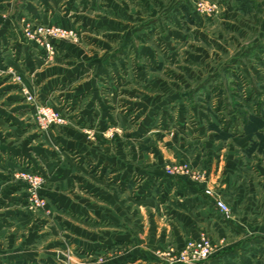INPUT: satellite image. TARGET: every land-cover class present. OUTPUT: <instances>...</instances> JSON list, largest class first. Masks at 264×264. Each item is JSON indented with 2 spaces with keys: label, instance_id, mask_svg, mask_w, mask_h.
Listing matches in <instances>:
<instances>
[{
  "label": "crops",
  "instance_id": "obj_1",
  "mask_svg": "<svg viewBox=\"0 0 264 264\" xmlns=\"http://www.w3.org/2000/svg\"><path fill=\"white\" fill-rule=\"evenodd\" d=\"M82 1L0 0V68L12 67L20 88L68 123L38 132L34 105L0 83V264H57L59 244L109 255L88 264H166L155 251L201 232L215 250L199 264H264V0H217L219 41L193 0H167L166 9L165 0H104L109 14L100 17L88 8L79 15ZM24 21L82 32L108 25L107 39L57 41L46 60L42 46L25 41ZM164 21L172 27L165 51L177 61L170 65L148 43L162 40L148 37L149 24ZM189 32L229 54L205 80L212 51L184 52ZM217 79L225 89L218 100L206 91ZM182 162L204 171L205 182L166 175V165ZM23 167L45 176L49 218L26 211L24 185L11 177ZM205 189L220 195L229 218Z\"/></svg>",
  "mask_w": 264,
  "mask_h": 264
},
{
  "label": "built area",
  "instance_id": "obj_2",
  "mask_svg": "<svg viewBox=\"0 0 264 264\" xmlns=\"http://www.w3.org/2000/svg\"><path fill=\"white\" fill-rule=\"evenodd\" d=\"M194 2L195 12L202 17L215 18L220 13V5L215 1L195 0ZM29 22H23V37L27 42L37 43L42 46L47 60H50L54 55V41L64 40L77 42L79 39L78 34L70 28H63L57 25H31ZM3 81L10 82L21 89L22 77L12 67L0 68V83ZM21 92L26 95V100L32 103L36 109L34 125L38 131L45 132L49 129H58L67 124V118L58 109L47 105H37L33 97L28 95L24 89H21ZM164 171L168 176L187 178L197 184H203L205 182L206 176L204 171L192 168L187 162L168 164L165 166ZM16 176L25 183L27 208L30 210L44 209L46 203L41 196L40 190L45 177L28 170L17 171ZM204 193L212 199L219 213L225 218H229L231 211L221 199L220 195L208 189H205ZM213 253L214 247L212 243L203 234L198 238L189 239L179 252L170 250L165 254H161L160 257H166V259H162L168 264H197L208 260Z\"/></svg>",
  "mask_w": 264,
  "mask_h": 264
},
{
  "label": "rangeland",
  "instance_id": "obj_3",
  "mask_svg": "<svg viewBox=\"0 0 264 264\" xmlns=\"http://www.w3.org/2000/svg\"><path fill=\"white\" fill-rule=\"evenodd\" d=\"M66 1V0H65ZM150 1V0H149ZM195 0H193V9H194V2ZM212 1H215V2H217V3H219V5H220V8H219V10H220V12L222 11V8H221V5H222V3H220L219 1H217V0H212ZM91 2V0H88V1H82L79 5H78V13H79V15L81 14V12H86L87 11V9L86 8H88V10L89 11H91V15H93V16H96V17H100V16H108V9H107V7H106V3H104V0H98V1H96V5L95 6H92V3H90ZM105 2H106V0H105ZM131 2L133 3V5H135L136 3H137V0H131ZM150 4H152L151 5V7H153V9L154 10H156L157 11V13H159V11L161 10V8L160 7H155V5H153V3L151 2ZM85 5V6H84ZM164 9H166L167 7H169V2L167 1V0H165L164 1ZM85 7V8H84ZM86 9V10H85ZM252 8L250 7L249 9H244V10H241L242 11V13H243V15L244 16H249V14L252 12ZM194 13L197 15V16H200V15H198L196 12H195V9H194ZM262 13H264V10H263V12ZM220 14L221 13H219L215 18H209L210 19V21H208V22H206L205 23V27H206V33H207V35L208 36H210V37H212V39L213 40H216V41H219L218 39H216V37H217V34L220 32V29H219V27H220V19H221V16H220ZM84 15V14H83ZM202 17V16H201ZM203 18H205V17H203ZM205 19H208V18H205ZM26 22H29V21H26ZM31 25H34V24H41V25H46V24H44V23H33V22H29ZM48 25H56V24H48ZM58 26V25H57ZM60 26V25H59ZM149 26L150 27H152V29H153V33H151L148 37H155V36H162V40H158V41H155V40H153V39H149L148 40V43L149 44H151V46L153 47V50H154V52H155V55L157 56V57H162L164 60H163V63H166V64H168V65H170L172 62H177L176 61V58L175 57H170L168 54H167V52L165 51V50H167V45L171 42V41H166V40H170V39H168L169 38V36H167V30H172L171 28V24H168L167 22H163V24H162V27H160L159 25H156L155 23L154 24H152V25H150L149 24ZM60 27H62V26H60ZM108 25H102V27H101V29H85L86 31H84V32H82L81 30H77L76 28H72V27H70V29H72L75 33H77L78 34V41L77 42H73V41H64V40H56V41H54V43H53V47H54V55H53V57L55 56V54H56V48H57V45H56V42L57 41H64L65 43H70V44H74V45H82L83 44V39H84V35H85V33H92V34H94V35H99V37H101V38H104V39H107V33H108ZM150 27H148V29H150ZM63 28H65V27H63ZM69 29V28H68ZM215 41V42H216ZM229 42H228V50L229 51H231L232 53H234L233 51H234V43H232V41L231 40H228ZM250 41V40H249ZM249 41H246V40H241L240 41V43L243 45V46H246V45H248V43H249ZM216 43H218V42H216ZM173 44H175V43H173ZM171 45H172V43H171ZM217 45V44H216ZM215 44H213L212 43V46H210V48H208V46L206 45V44H203V42H202V40H199V39H197L196 38V36L194 35V33L193 32H189V36H188V38H187V40L185 41V44L182 46L183 48H184V52H189L190 50H191V47H202V48H204V47H206V48H208V49H206V51L208 52L209 51V49L212 51V57H211V64H212V67H213V70H211V71H209V72H203V74H204V76H203V79L205 80L210 74H213L215 71H218L219 69H220V65H221V63L225 60V59H227V57H229V54L227 55V56H223V54H222V51L219 49V48H217L218 46H216ZM45 58H46V60H47V57H46V54H45ZM183 59H181V63L183 64V63H186L185 61H184V56L182 57ZM207 58V57H206ZM221 61V62H220ZM211 76V75H210ZM216 79V77L215 76H213L212 77V79ZM204 80H203V82H204ZM202 82V83H203ZM199 87V88H198ZM205 85L204 86H202L201 84H199L198 86H197V89L196 90H198V89H205ZM195 89V88H194ZM179 90H181L180 91V93L181 94H184L183 93V89L181 88V89H179ZM192 91V90H191ZM206 91L208 92V95L209 96H211L212 98H216V100H218V97L220 96V95H222V94H225V89H222V88H220V86L218 85V79L217 80H215V81H213V83L210 85V86H208L207 85V87H206ZM223 92V93H222ZM185 94H189L188 92L187 93H185ZM68 124V123H67ZM66 124V125H67ZM64 126H62V128H63ZM56 128H54V130H55ZM59 129H61V127L60 128H58V129H56L57 131H59ZM49 130H52V129H49ZM49 130H47V131H45V132H48ZM38 131V130H37ZM38 132H40V131H38ZM41 133H43V132H41ZM22 170H28V171H31L32 173H35V172H33L31 169H29L28 167H23V168H21L19 171H22ZM16 172L17 171H15V172H13L12 173V175H11V177H12V179L15 181V182H18V183H22L24 186V191H25V199H24V201H25V205H24V207H25V209H26V211H28L29 213H31V214H33V215H35L36 217H37V219H46V218H49L48 217V215H49V212H48V210H47V201H46V199H45V197H43L42 196V193H41V196L44 198V200H45V203H46V205H45V207H44V209H38V210H30L29 208H27L28 206H27V204H26V187H25V183H24V181H22L20 178H17V176H16ZM35 174H39V173H35ZM42 175V174H41ZM44 176V175H43ZM45 177V176H44ZM45 182H46V178H44V183H43V185H42V187H41V192H42V188H43V186H44V184H45ZM205 235V233H203V232H201V233H199V235H198V237L200 236V235ZM6 236V235H5ZM0 237V242L1 243H3V246H4V244H5V241H6V238L7 237ZM18 236L19 237H21L20 239H22V237L23 236H27V233H26V231L24 232V231H21V232H19L18 233ZM206 236V235H205ZM198 237H196V238H198ZM208 238V237H207ZM189 239H192V238H187V239H185L184 241H183V244H182V246L180 247V248H174V247H171V246H168V247H166L165 249H163V250H161V251H155V255L157 256V257H159L160 258V260L162 261V262H164V263H166V264H168L165 260H163L162 258H165L166 259V257H160V255L161 254H165V253H167V252H169L170 250H173L174 252H179L180 250H182V247L185 245V243L189 240ZM209 239V238H208ZM56 240H58V241H62V238H61V235H59L57 238H56ZM63 242V241H62ZM169 244H170V241H167ZM211 242V241H210ZM0 243V244H1ZM213 245V244H212ZM214 247V246H213ZM53 252L55 253V261L57 262V264H88V263H93V262H101V261H103L104 259H106L109 255L107 254V253H105L103 256H96V255H94V254H87V253H82L81 251H79V250H75V249H71L70 247H64V245H61L60 246V244L59 245H57L56 247H54L53 249ZM214 250H215V248H214ZM201 263V262H200ZM197 264H199V263H197Z\"/></svg>",
  "mask_w": 264,
  "mask_h": 264
}]
</instances>
